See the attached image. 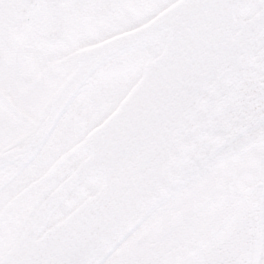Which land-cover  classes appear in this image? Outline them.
Returning <instances> with one entry per match:
<instances>
[{
  "label": "snow or ice",
  "instance_id": "1",
  "mask_svg": "<svg viewBox=\"0 0 264 264\" xmlns=\"http://www.w3.org/2000/svg\"><path fill=\"white\" fill-rule=\"evenodd\" d=\"M0 264H264V0H0Z\"/></svg>",
  "mask_w": 264,
  "mask_h": 264
}]
</instances>
